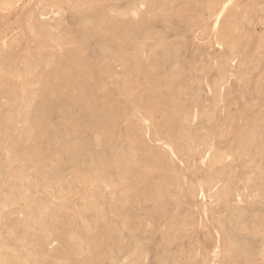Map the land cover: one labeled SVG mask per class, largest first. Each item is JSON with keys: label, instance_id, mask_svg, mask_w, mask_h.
<instances>
[{"label": "rangeland", "instance_id": "374dc122", "mask_svg": "<svg viewBox=\"0 0 264 264\" xmlns=\"http://www.w3.org/2000/svg\"><path fill=\"white\" fill-rule=\"evenodd\" d=\"M217 1L0 0V264H264V0Z\"/></svg>", "mask_w": 264, "mask_h": 264}, {"label": "bare ground", "instance_id": "6f19581e", "mask_svg": "<svg viewBox=\"0 0 264 264\" xmlns=\"http://www.w3.org/2000/svg\"><path fill=\"white\" fill-rule=\"evenodd\" d=\"M226 1L227 0H225V2L224 1H217V2H215V3H212L210 6H211V8H214V9H222V11H224V10H226V8H227V4L228 3H226ZM91 3V2H90ZM145 3V2H144ZM142 4V3H141ZM146 4V3H145ZM115 5V4H114ZM147 5V4H146ZM227 5V6H226ZM257 5V4H256ZM118 6V5H117ZM248 7V6H247ZM233 8V7H232ZM186 10V9H185ZM254 10V9H253ZM183 12V11H182ZM253 12V11H252ZM182 19H183V17H182ZM231 19V18H230ZM234 39V38H233ZM234 41V40H233ZM248 42V41H247ZM129 45V44H128ZM96 57V56H95ZM14 60V59H13ZM57 69V68H56ZM97 73V72H96ZM63 74V73H62ZM248 74V73H247ZM246 74V75H247ZM68 76V75H67ZM56 85V84H55ZM168 93H170V91L168 92ZM128 95V94H127ZM115 115V114H114ZM178 125V124H177ZM254 129V128H253ZM234 130H235V128H234ZM252 130V129H251ZM248 132V131H247ZM257 134V133H256ZM250 135V134H249ZM252 135V134H251ZM247 137V136H246ZM37 147V146H36ZM19 150V149H18ZM35 150H37V149H35ZM34 151V150H33ZM37 153V152H36ZM82 170V169H81ZM141 193V192H140ZM121 208V207H120ZM120 212V211H119ZM99 218V217H98ZM101 224V223H100ZM88 234V233H87ZM119 237V236H118ZM165 237V236H164ZM74 239V238H73ZM110 240V239H109ZM181 242V241H180ZM81 246V245H80ZM81 249V248H80ZM84 250H85V248H83ZM173 249V248H172ZM89 250V249H88ZM110 250V249H109ZM81 251V250H80ZM182 253V252H181ZM187 255V254H186ZM233 255V254H232ZM247 255V254H246ZM98 257V256H97ZM196 257V256H195ZM246 259V258H245ZM250 259V258H249ZM180 260V259H179ZM181 261V260H180ZM165 263V262H164ZM163 263V264H164ZM245 263V262H244ZM101 264V263H100Z\"/></svg>", "mask_w": 264, "mask_h": 264}]
</instances>
